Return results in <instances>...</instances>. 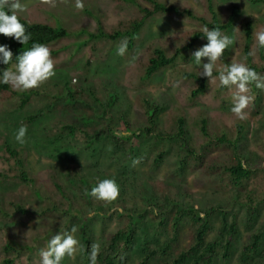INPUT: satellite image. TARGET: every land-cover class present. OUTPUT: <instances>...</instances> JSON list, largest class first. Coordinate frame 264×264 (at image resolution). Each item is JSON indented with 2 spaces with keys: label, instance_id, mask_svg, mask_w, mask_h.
<instances>
[{
  "label": "rangeland",
  "instance_id": "1",
  "mask_svg": "<svg viewBox=\"0 0 264 264\" xmlns=\"http://www.w3.org/2000/svg\"><path fill=\"white\" fill-rule=\"evenodd\" d=\"M159 1L188 8L203 20L156 14L131 37L124 31L140 17L138 6H151L147 0H82L83 9L75 7L76 0H53L54 7L43 0H20L24 11L18 14L61 25L70 34L46 45L53 77L26 91L11 87L0 92V264L6 259L12 260L9 264H41V250L53 235L65 232L79 241L80 250L61 264H91L92 246L103 250L109 236L126 226L131 244L117 264H139L148 242L174 237L172 253L191 245L185 218L174 232L171 227L177 207L210 206L217 211L206 240L216 236L219 210L236 224L229 256L222 259V247H217L213 264H264V240L248 262L240 260L243 245L264 224V202L253 221L242 203L245 187L263 191L264 186V89L249 84L253 99L244 110L246 119L240 120L231 111L235 86L221 87L218 79L233 63L254 67L264 77V47L255 38L264 30V3L210 0L209 10L207 0ZM231 4L239 14L221 32L234 43L216 62V79H207L202 91L192 95L202 70L192 53L207 43L204 37L177 54L172 64L144 76L155 48L174 54L191 33L203 32L213 14L226 21ZM114 31L121 33L108 37ZM122 40L128 44L120 56ZM179 118L184 120V138L177 135ZM21 126L27 127L23 145L14 139ZM64 126L76 129L70 133ZM237 160L252 173L235 188L226 169ZM107 178L118 184V198L92 197L91 188ZM192 257L183 264H191ZM169 259L161 254L145 264ZM96 264L102 263L96 258Z\"/></svg>",
  "mask_w": 264,
  "mask_h": 264
},
{
  "label": "trees",
  "instance_id": "2",
  "mask_svg": "<svg viewBox=\"0 0 264 264\" xmlns=\"http://www.w3.org/2000/svg\"><path fill=\"white\" fill-rule=\"evenodd\" d=\"M259 1V3H264V0H255ZM151 4L150 7L138 6L141 15L138 19L131 22L129 30H125L124 34H127L133 37L137 31L143 26L145 21L151 17L152 15L161 14V13H173L176 15H185V17L203 20L200 16L193 14L188 8H181L174 4H166L159 0H147ZM210 0H207V7L210 9ZM183 9V10H182ZM229 14L226 18V21H219L216 16L213 14L212 20L208 23L209 28H218L220 31L228 29L232 23H234L237 15L239 14V8L236 5H230ZM21 22L25 25L27 31L31 33V39L26 45H21L11 37H5L3 34H0V44H7L11 48L15 61V56L19 54L23 50H27L31 48V46L36 44L46 45L48 43L56 42L57 40L69 36L70 32L65 27L58 25L52 26L49 24H45L42 22H32L27 20L26 18L18 15ZM244 33L246 38H249L250 33V25L247 23L245 25ZM101 34V32H99ZM121 31H114V33H107L108 37L114 38L117 37ZM203 32L195 31L191 33L188 41L177 47L175 53L167 56L165 52L160 48H155L153 53L148 58V63L145 68L144 76L149 77L151 74L156 72L162 67L168 66L172 64L177 54L181 51L187 50L191 48L198 38L203 37ZM90 38H94L89 36ZM131 44V40L129 42ZM244 49H247V39L244 45ZM16 62V61H15ZM7 65L0 64V74H2V70ZM254 70L255 68L252 67ZM199 86L192 91V95L198 94L200 91L204 89L206 77L199 76ZM8 84H0V90L4 88H8ZM184 120L183 118L178 119V136L183 137L184 135ZM69 130L70 133L76 129L75 126H64ZM224 139V138H223ZM221 139V140H223ZM183 144L186 142L182 139ZM235 145V142H232ZM11 154H14L15 151L8 150ZM227 174L230 177V183L233 187H238L247 181L252 173V170L247 166H243L242 162L237 160L234 165L227 167ZM0 176L2 174L0 173ZM21 177L23 180L27 181L25 172H21ZM245 196L242 203L246 206V211L248 218L250 220H254L258 213V207L264 202V186L263 191L261 189H254L252 187H245ZM177 212L172 217V225L173 232L178 228L179 222L184 221L190 227L191 233V245L189 247L185 246L183 249H180L176 253H172L169 250L174 244L175 238L170 237L164 242H148L146 244V249L144 252V256L139 264H145L146 261L153 259L161 254H165L167 258H170L168 262L164 261L163 264H183L185 263L191 256L192 262L191 264H213L214 263V253L217 247H222L221 258L225 259L229 256V250L231 247L232 239L235 234L236 224L235 221H229L227 218V212L225 210H219L220 212V220L219 226L216 231V236L213 239L206 240L207 234L211 231V215L217 210L214 207H206L195 209L193 207H189L184 209H180L177 207ZM17 211L23 212L25 210H21V208H17ZM264 240V224L260 226L255 232H253L250 236V239L247 243H245L242 247V251L240 252V260L245 263L251 259L252 254L257 250L258 246H260L261 242ZM86 244L88 240H85ZM131 244V231L126 226V228L117 230L109 236L108 244L106 247L99 251L97 254V259L102 264H117L119 255L122 250L127 249ZM10 244H7L5 249H8ZM11 248V247H10ZM200 251H199V250ZM6 264L12 262L11 259H6L4 261Z\"/></svg>",
  "mask_w": 264,
  "mask_h": 264
},
{
  "label": "clouds",
  "instance_id": "3",
  "mask_svg": "<svg viewBox=\"0 0 264 264\" xmlns=\"http://www.w3.org/2000/svg\"><path fill=\"white\" fill-rule=\"evenodd\" d=\"M43 3L55 6L53 0H43ZM75 7L83 9L82 0H76ZM18 11H24V5L20 0H14L10 6L9 0H0V34L5 37H11L23 46L31 39V33L27 31L25 25L19 19L18 15L20 14L17 13ZM191 12L194 14L193 11ZM21 17L26 18L24 16ZM202 36L206 38L207 43L197 48L192 53V58L195 65L202 69L199 72V76L206 77L208 80H215L213 72L216 68V62L222 59L225 50L233 45L234 38L225 35L218 28L210 29L208 26L203 27ZM255 38L258 45L264 47V30L257 32ZM127 44V40L121 41L117 48V55L123 56L126 53ZM46 45L34 43L31 48L17 54L15 62L13 61L14 55L9 45L0 44V64L7 65L2 70V74H0V84L9 85L8 88H4L0 92L7 89L10 90L11 87L20 91L36 88L55 75L54 62L51 59L50 49ZM202 58H207V62H202ZM12 65H15L14 70H9ZM218 79L221 87L235 86L236 92L233 94L231 111L240 120L246 119L247 114L244 110L253 99V97L248 95V86L250 83L255 82L257 88L264 89V77H261L255 70L243 63H233L220 71ZM33 118L34 116L31 119ZM26 134L27 127L21 126L15 133L14 139L23 145L26 142ZM16 153L15 151L12 155H16ZM21 172L24 171L21 170ZM119 194V186L113 178L99 180L90 190L92 197L104 201H114ZM72 231L75 232L76 229L73 228ZM79 250V241L73 235L66 232L57 233L49 240L47 249L41 250V264H61L65 256L74 257ZM98 252L99 246L94 244L90 253L91 264H96Z\"/></svg>",
  "mask_w": 264,
  "mask_h": 264
}]
</instances>
